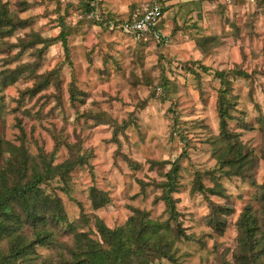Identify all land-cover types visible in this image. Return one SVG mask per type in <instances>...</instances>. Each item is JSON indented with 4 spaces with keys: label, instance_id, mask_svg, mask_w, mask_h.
<instances>
[{
    "label": "rangeland",
    "instance_id": "obj_1",
    "mask_svg": "<svg viewBox=\"0 0 264 264\" xmlns=\"http://www.w3.org/2000/svg\"><path fill=\"white\" fill-rule=\"evenodd\" d=\"M0 1L26 20L0 38V136L36 162L85 157L65 178L41 184L65 214L52 229L55 243L73 242L69 227L98 238L95 218L115 229L135 213L171 226L176 261L156 264L232 262L244 208L264 224V0H155L163 6V37L140 40L104 22L148 0H99L101 23L86 14V0ZM35 34L51 41L22 50L20 39L31 44ZM7 68L24 73L1 86ZM220 71L231 102L227 130L249 153L242 176L227 174L217 158L225 146ZM174 165L171 212L163 183ZM91 187L107 199L97 208ZM224 203L230 213L218 233L206 217Z\"/></svg>",
    "mask_w": 264,
    "mask_h": 264
},
{
    "label": "trees",
    "instance_id": "obj_2",
    "mask_svg": "<svg viewBox=\"0 0 264 264\" xmlns=\"http://www.w3.org/2000/svg\"><path fill=\"white\" fill-rule=\"evenodd\" d=\"M93 1L86 0V14L93 9ZM92 20L101 23L100 20ZM25 25V19L17 17L6 3L0 1V38L11 36L16 29ZM35 35L31 44L20 39L22 50L37 42L48 44L51 41V38ZM58 37L66 45L64 32H60ZM22 73L24 70H2L1 86L15 82ZM234 73L243 74L238 70ZM216 75L224 87L220 90L217 110L220 134L225 141L222 153L217 158L222 167L228 165L227 174L242 176L243 169L249 163V153L244 151L233 139L234 135L227 130V120L231 117V102L227 98L228 81L224 71L216 72ZM47 83L48 80L39 81L38 87L33 88L31 93L34 94ZM262 127L264 133V123ZM113 134L116 136L117 130ZM262 155L264 158V150ZM84 158H68L57 164H52L45 158L36 162L20 147L0 136V264H156L164 258L175 262V255L171 251L175 241L169 234L171 226L147 216L137 219L135 213L115 229L95 218L94 227L98 238L94 239L88 232L74 231L69 227V231H73V242L65 246L55 243L52 229L65 219V214L59 200L46 195L41 184L54 177L65 178L76 165L84 162ZM177 168L174 165L166 173L167 181L163 183L164 202L171 212L174 211L171 193L175 186ZM198 189L202 190L201 184ZM206 191L211 194L220 193L214 188H206ZM95 192L100 196H95ZM90 193L94 195V208L99 206L97 200L106 199L105 193L98 192L93 187L90 188ZM229 213L225 203L213 205L211 213L206 217L208 225L222 233L225 228L223 216ZM237 223L240 233L234 260H220L216 264H264V224L259 227L249 206L244 208ZM3 242L7 243L5 248L2 246ZM37 246L49 247L53 254L42 256L35 249Z\"/></svg>",
    "mask_w": 264,
    "mask_h": 264
},
{
    "label": "built area",
    "instance_id": "obj_3",
    "mask_svg": "<svg viewBox=\"0 0 264 264\" xmlns=\"http://www.w3.org/2000/svg\"><path fill=\"white\" fill-rule=\"evenodd\" d=\"M93 9L88 12V17L100 20L99 0H94ZM163 17L162 5L159 1L148 0L136 4L122 19L106 21L104 24L110 28H118L125 34L135 39H145L147 36L163 37L158 29L160 19Z\"/></svg>",
    "mask_w": 264,
    "mask_h": 264
}]
</instances>
